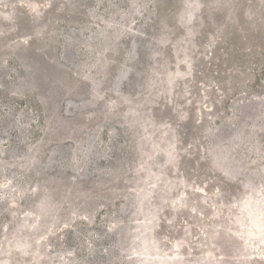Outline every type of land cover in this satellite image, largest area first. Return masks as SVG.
Masks as SVG:
<instances>
[{
	"label": "rangeland",
	"instance_id": "374dc122",
	"mask_svg": "<svg viewBox=\"0 0 264 264\" xmlns=\"http://www.w3.org/2000/svg\"><path fill=\"white\" fill-rule=\"evenodd\" d=\"M0 264H264V0H0Z\"/></svg>",
	"mask_w": 264,
	"mask_h": 264
}]
</instances>
